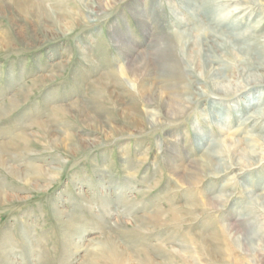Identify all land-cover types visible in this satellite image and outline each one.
<instances>
[{
    "label": "rangeland",
    "instance_id": "374dc122",
    "mask_svg": "<svg viewBox=\"0 0 264 264\" xmlns=\"http://www.w3.org/2000/svg\"><path fill=\"white\" fill-rule=\"evenodd\" d=\"M14 1L0 0V264H88L98 247L264 264V0H36L78 13L71 27ZM213 29L225 51H206ZM164 44L194 87L177 112L147 89L187 75L159 61Z\"/></svg>",
    "mask_w": 264,
    "mask_h": 264
},
{
    "label": "bare ground",
    "instance_id": "6f19581e",
    "mask_svg": "<svg viewBox=\"0 0 264 264\" xmlns=\"http://www.w3.org/2000/svg\"><path fill=\"white\" fill-rule=\"evenodd\" d=\"M245 1H247V2L249 1L250 3L253 2L252 0H245ZM14 2H15L17 10H19L20 13L22 11H27L28 15L31 18H35L37 20H41L42 19V21L44 19L43 22L45 24L48 22L49 26H56V25L59 24V21H60V22H63V24L68 25V26L71 27V26H73L75 24L74 23L75 19H77L78 15H79L78 13L71 12V11H67L65 13L63 12L62 14L61 13H55L56 14L55 15V14H53V12L51 10L48 9L49 7H47L42 2H39V1H36V0H15ZM89 12L91 13L93 11H89ZM202 15H204L203 19L205 21H208L211 24H213V23L215 24V20L211 16V13L209 11H207V13L202 14ZM46 17H48V18H46ZM47 19H49V21L46 22ZM209 23L205 22L204 24L207 25ZM49 28H51V27H49ZM47 31H49V29H47ZM180 34L181 33H178L177 36H178L179 41L182 43L181 50L182 51H187V53H186L187 59L189 61H191L193 64H195L196 68L205 71L204 70L205 69V65H204V63L201 60V55H200V51H199L200 50V44L198 42L194 41V42H191L190 44L187 45L186 43H183L181 41V37L182 36ZM207 34H208V38H207V40L205 39L206 42L204 41V43H203V45L205 46L206 51H212V52H217L218 50H224L225 51V49L227 48L225 46L229 44L228 40H226L227 38L225 39L224 37H222V35L219 34L217 30H214V29L213 30H208ZM235 39H236V36H235ZM175 46H176V44H175ZM175 46L170 45V44H164V46H159L160 48L158 47L156 49L155 55H157V57H159L158 58L159 61L163 60V63H164L163 65H166L168 67H174V68L177 67L182 72L187 74L188 73L187 72L188 69L186 68L187 66L183 64V62L181 60L182 58H179V55H178V52H176V49H175L176 47ZM243 49L246 51V56L247 55L250 56V54L251 55L254 54L251 51V49H248L247 47H246V49L245 48H243ZM226 52L229 53V51H226ZM230 54H232V53H230ZM225 55H226V53H225ZM149 61L151 62L152 59L150 58ZM244 63H246V62H244ZM253 64H254L253 67L257 68V70L260 71V73H257V74L260 75V77L264 78V72H263L264 65L263 64H255V63H253ZM231 69L232 68H230V70ZM226 75L227 76H226L225 80L227 81V83L228 82L232 83L231 81H232V78L235 75V70L232 69V72H228V74H226ZM188 76H189L188 74L187 75H183V77H180V79H178L177 77L171 76L169 74V72H165L164 73V77H162V78L166 79V81H163L164 83H162V82L158 83V81L157 82L154 81L153 83H151L147 87V89L150 90L151 94L157 96L160 99L161 102L166 103V107H167L168 111L177 112V111H180L183 108L188 107L191 104V101L188 100V98H186V96H187V94H189V93H191L193 91L194 87H192L191 84L188 85L186 83V80H188L187 79ZM190 78H191V76H190ZM114 84L116 85V89H117V85L118 84L117 83H114ZM181 84H183L184 87H179V85H181ZM166 90L169 91L168 94H166ZM144 93H146V91L144 92V90H143L142 94H144ZM124 108L125 107L123 106V109ZM2 111L4 113L6 112V111H4V109H1L0 113H2ZM128 113L130 115H132L131 120H132V124L135 127L137 126V127L140 128V127H142V125H144V123H143L144 121H143V119L141 120L140 116L132 114L130 112H128ZM85 119H87V118H85ZM62 142H63V146H65V147L68 146V143H67L66 139H63ZM232 145L236 149V147H237L236 143H232ZM239 148L241 149V147H239ZM236 155L238 156V154H236ZM0 159H1V152H0ZM193 165H196V164H194V162H193ZM153 216H155L154 219H158L156 217L157 215H153V214H152V216L149 215V218L153 219V218H151ZM128 242H130V240ZM105 244H115V241L111 240V238H110L107 241V243H105ZM99 250H100V248L98 247V248H95L93 251H95V253H99L101 256L99 255V256H95V257L91 258V260L89 261L88 264H98L100 261H102L104 263L105 261L108 262L110 260H113V261L117 262V264H131V263H133L131 258L129 257V255H126V251L123 252L124 250L121 251L120 253H118L116 250H112V253H106V250H103V248L100 250V251L103 250L102 253H101ZM140 251L142 252V249L135 248L134 251H133L134 255L135 254L137 255V257L139 259V262L141 264H148V262H150V260H151L150 257L148 256L150 253L148 254V252H146V253L144 252L143 257H141V255H140L141 252ZM145 251H147V250H145ZM216 252H214V253H216ZM96 257H98V258H96ZM135 261H134V263H137ZM99 264H102V263L100 262Z\"/></svg>",
    "mask_w": 264,
    "mask_h": 264
}]
</instances>
